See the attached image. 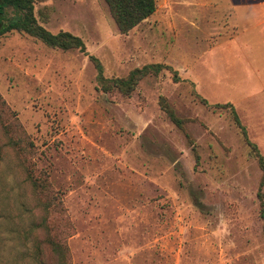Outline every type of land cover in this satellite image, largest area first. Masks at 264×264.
Masks as SVG:
<instances>
[{"label":"rangeland","instance_id":"374dc122","mask_svg":"<svg viewBox=\"0 0 264 264\" xmlns=\"http://www.w3.org/2000/svg\"><path fill=\"white\" fill-rule=\"evenodd\" d=\"M155 2L124 35L103 0L37 2L38 24L80 38L85 53L16 32L0 37V264H35L42 219L68 264H264L261 171L230 111L201 104L188 83L209 105L242 98V68L258 71L245 65L264 50V0ZM89 56L106 78L162 64L179 79L163 69L130 96L104 93ZM255 106L236 108L264 158ZM3 125L23 133L30 155L7 146ZM27 169L45 178V191L31 187ZM40 248L44 264H56Z\"/></svg>","mask_w":264,"mask_h":264},{"label":"trees","instance_id":"16d2710c","mask_svg":"<svg viewBox=\"0 0 264 264\" xmlns=\"http://www.w3.org/2000/svg\"><path fill=\"white\" fill-rule=\"evenodd\" d=\"M41 0H0V37L11 32L32 37L49 48L58 49L62 51L78 50L81 53H85L86 49L82 40L68 32H58L52 34L47 31L44 27L38 24L33 10L34 5ZM108 8L111 18L113 19L118 32L122 35L127 34L129 31L137 27L144 20L149 18L156 10L155 0H103ZM93 62L95 69L97 70L96 80L99 84V88L104 93L118 92L122 96H130L135 90L139 81L149 75H157L163 69L169 70L172 73V78L178 80V74L169 66L162 64H150L145 65L141 68H136L129 72L124 78H106L102 74V68L100 62L93 56H89ZM192 86V93L195 98L206 107L213 109H228L231 113L234 124L240 132V135L245 144L250 147L259 170L261 171V180L259 189L257 191V198L259 199V217L262 221V233L264 240V195L261 192V188L264 185V158L259 152L256 145L249 141L245 128L242 126L233 106L231 104L222 105H209L206 100L201 98L194 90V84L188 82ZM0 106L5 107V102L0 96ZM160 107L167 114L171 122L176 126L180 127L182 120L178 119L173 111L167 106V104L161 100ZM15 129H19L20 126L15 122ZM5 137L7 138L6 144L11 149H15L27 157L30 155L31 143H27L22 139L23 133L14 135L12 129L7 126H2ZM1 154V150H0ZM26 180L33 189L38 192L45 191L48 188L45 185V178H39L35 175V171L31 169L26 170ZM44 199V200H43ZM43 203L46 207L51 206L52 200L43 198ZM55 210V209H54ZM40 227L44 230L46 235L40 241L38 238L35 240L34 252L32 253V259L35 264H44L42 259V251L40 248L41 243L46 244L50 250L56 256V264H68L67 250L66 247L55 238V234L45 220H41ZM31 233V231H30Z\"/></svg>","mask_w":264,"mask_h":264},{"label":"crops","instance_id":"0c3cea01","mask_svg":"<svg viewBox=\"0 0 264 264\" xmlns=\"http://www.w3.org/2000/svg\"><path fill=\"white\" fill-rule=\"evenodd\" d=\"M258 6H262V2L260 1ZM261 8V7H260ZM264 11V10H263ZM248 13L253 14V10H248ZM264 24V18L261 21ZM232 37L231 39H234ZM250 50V49H249ZM247 49V51H249ZM245 66H258V71L253 68L252 73H248L246 68H242V74H244L243 81L238 85V92L242 95V98L239 101L230 102L233 106L237 116L238 109L236 108L238 103H256V106L251 109L253 114L259 116L260 118H264V50L260 51L251 62H248ZM241 72V71H240ZM243 112L250 111L247 107L242 108ZM239 118V116H238ZM240 120V119H239ZM241 122V121H240ZM243 126V125H242ZM245 128V126H243ZM246 130V128H245ZM247 133V132H246Z\"/></svg>","mask_w":264,"mask_h":264}]
</instances>
